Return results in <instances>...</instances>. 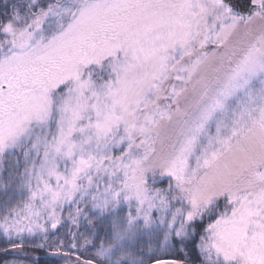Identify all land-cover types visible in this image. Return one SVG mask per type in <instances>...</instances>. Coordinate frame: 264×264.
<instances>
[{
    "label": "rangeland",
    "instance_id": "374dc122",
    "mask_svg": "<svg viewBox=\"0 0 264 264\" xmlns=\"http://www.w3.org/2000/svg\"><path fill=\"white\" fill-rule=\"evenodd\" d=\"M253 2L242 17L223 0H0V192L4 157L20 151L24 195L0 199V264H104L84 257L94 248L105 264L119 250L153 262L129 245L132 217L115 248L81 237V206L120 197L146 239L164 224L182 236L227 198L196 242L201 263L264 264V0ZM150 176L169 179L180 207Z\"/></svg>",
    "mask_w": 264,
    "mask_h": 264
},
{
    "label": "trees",
    "instance_id": "16d2710c",
    "mask_svg": "<svg viewBox=\"0 0 264 264\" xmlns=\"http://www.w3.org/2000/svg\"><path fill=\"white\" fill-rule=\"evenodd\" d=\"M126 148L128 151L131 150L128 146H126ZM125 149L121 151L123 153H126ZM118 150H120V148H118L117 151ZM21 167L22 155L20 151L9 153L6 155V157H4L2 170L5 177V182L3 190L0 192V199L6 200L8 206H10L12 203L18 205L24 199V195H21V191L15 188L17 184V176L20 175ZM149 179L151 181L150 184L152 183V186L155 189H161L162 191L167 190L170 203L174 206L180 207V198L182 199V197L175 187H170V189H167L169 179H156L155 181H153L154 177L152 176H150ZM111 202L112 203H110L108 205L109 207L107 208H105L106 205H100L99 207L90 208L89 206L92 203L89 199L81 206V209L79 210L82 214H79L80 217L77 220V229L79 233L82 234L81 237L83 236L84 241H87L90 247L100 246L102 248L106 245L118 246L120 244V240H122L123 237L119 238L120 235L116 234V232L122 229L126 231L128 223L130 221V217H132V221L134 222L132 231L134 232L133 234L130 233L129 235L132 236V241L130 240V243H127L135 247L134 252L136 254L145 255V262L147 261L146 263L158 259L170 258L182 261L184 264H202V259L196 252V242L198 238L201 237V235H206V229L210 225V223H212L216 219V217L219 216V214H222L229 207L227 198H223L217 201L215 200L205 208L204 213L197 220L191 221L187 224L185 228L186 231L182 234V236H178L175 232V229L171 232L167 231L169 228L167 224H164L165 226H163L162 229L161 225H158L157 228L152 227L151 229H149L151 231V234H153L151 236L153 238L147 236L148 239H150L148 241V239H146V235L143 234V221L141 219H139L138 221L134 219L138 213L136 205L133 203L129 204L123 197L112 200ZM63 229L67 231L66 226H64ZM165 231H167L168 233H166ZM148 242L151 246H149ZM1 244L2 243H0V245ZM114 246L112 248H115ZM146 246L151 249L146 250L141 248ZM162 246H164V249L162 252H159L161 249L159 250L158 248H161ZM154 247H156L158 250L153 249ZM89 251L90 249L87 251L88 254L84 257L88 258L89 260H95L98 263H108V259H105L103 257L102 259L98 260L95 258V248L93 252ZM119 251L120 253L117 251L118 254L113 255L114 260L117 261V264H128V250ZM102 253L104 254L103 251ZM108 254L110 255L109 251ZM1 255L3 254L1 253ZM40 259L41 258L39 257L37 260ZM24 261H27L28 264L31 263L30 260H27L25 258ZM44 261L47 260H43L42 262H39V264H47ZM36 263H38V261H36Z\"/></svg>",
    "mask_w": 264,
    "mask_h": 264
},
{
    "label": "water",
    "instance_id": "95a60500",
    "mask_svg": "<svg viewBox=\"0 0 264 264\" xmlns=\"http://www.w3.org/2000/svg\"><path fill=\"white\" fill-rule=\"evenodd\" d=\"M223 2L233 13L242 17L250 16L259 7V4L254 3L253 0H223ZM149 264H183V262L175 259H159Z\"/></svg>",
    "mask_w": 264,
    "mask_h": 264
}]
</instances>
